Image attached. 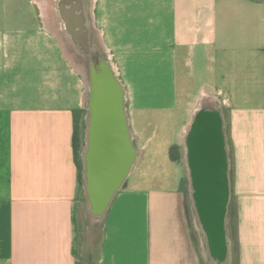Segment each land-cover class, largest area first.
<instances>
[{
  "label": "crops",
  "instance_id": "obj_1",
  "mask_svg": "<svg viewBox=\"0 0 264 264\" xmlns=\"http://www.w3.org/2000/svg\"><path fill=\"white\" fill-rule=\"evenodd\" d=\"M62 4L87 9L86 16L74 13L68 31L74 39L100 41L110 56L136 152L133 139L147 129L140 120L165 112L179 119L171 141L185 138L173 164L187 168L195 112L204 100L222 119V107L228 109L237 264H264V0ZM50 28L40 0H0V264H203L186 193L177 187L121 186L81 244L73 142L81 73L65 54L66 34Z\"/></svg>",
  "mask_w": 264,
  "mask_h": 264
},
{
  "label": "water",
  "instance_id": "obj_2",
  "mask_svg": "<svg viewBox=\"0 0 264 264\" xmlns=\"http://www.w3.org/2000/svg\"><path fill=\"white\" fill-rule=\"evenodd\" d=\"M93 113L88 150V188L94 208L104 213L125 182L136 159L123 90L108 67L91 74ZM188 158L193 173L194 205L211 256L227 253L225 217L229 197L228 159L223 119L218 110L198 109L187 131Z\"/></svg>",
  "mask_w": 264,
  "mask_h": 264
},
{
  "label": "rangeland",
  "instance_id": "obj_3",
  "mask_svg": "<svg viewBox=\"0 0 264 264\" xmlns=\"http://www.w3.org/2000/svg\"><path fill=\"white\" fill-rule=\"evenodd\" d=\"M88 45L84 49L79 42L75 43L76 45H71L68 41H65V49L71 53L72 59L76 62V65L79 66L85 71L84 73L77 68L73 63L71 57H68V61L74 66V68L79 71L80 80H81V99H80V110L81 117L79 116V129H78V145L76 150V159L79 169V190H78V202H79V226H80V242L83 244L86 242V228L91 222L100 223L103 212L99 213L93 206L91 196L88 188V175H87V164H88V150H89V135L87 130L89 128V118H90V109L86 102V78L91 79V70L90 65L93 67L97 66V62L100 58L107 59L110 64L111 59L108 53H106L102 44L98 40H89L87 41ZM113 68V66H112ZM210 108V107H208ZM222 114L224 119V136L227 150V157L229 161L228 165V177L231 183L233 179V149H232V136H231V125H230V112L226 107H222ZM145 116V115H144ZM143 117V115H141ZM179 119H173V116L168 115L165 112H155L150 113L145 116V118L140 120V123H143L147 128L145 130L146 134L141 137H135L133 139L134 146L137 148L135 162L123 183V187H134L138 189H154V190H166L169 188L177 187L181 188L184 193L185 209L188 215V222L192 227V234L194 236V244L197 248V251H201L203 264H211V255L209 253V248H207L208 255L206 256L205 247L206 242L204 237L200 234L199 218L192 206H194V200L188 196L190 195L189 186L187 184V173L186 168L175 166L174 159L180 161L181 158V148H184L185 138L179 137L181 140L180 145L174 144L171 140L175 138L173 133L177 132L178 121ZM157 128V129H156ZM152 134V135H151ZM131 135V134H130ZM145 148H138V146L145 145ZM183 152V151H182ZM179 164L182 165L181 162ZM178 175L176 183L173 176ZM180 175L183 176L180 178ZM180 179V180H179ZM179 181V182H178ZM181 181V182H180ZM231 187V186H229ZM189 193V195H188ZM237 200L229 199L228 211L225 217V228L227 238L229 236V245L227 246L226 255L227 258L224 262L225 264H237L238 249L236 243V234L235 227L237 225ZM93 215V216H92ZM93 217V218H91ZM94 219V220H93ZM194 226L197 227V230L194 229ZM196 231V232H195ZM231 238V239H230ZM224 260V259H223ZM222 260V262H223Z\"/></svg>",
  "mask_w": 264,
  "mask_h": 264
},
{
  "label": "bare ground",
  "instance_id": "obj_4",
  "mask_svg": "<svg viewBox=\"0 0 264 264\" xmlns=\"http://www.w3.org/2000/svg\"><path fill=\"white\" fill-rule=\"evenodd\" d=\"M40 1L42 4V7H43L44 15L49 20V28L51 27L50 29H54L56 31L63 30L64 35L66 34V36L68 37L67 39L61 41L64 44V48L66 47L65 41H68L73 46L76 45L75 43L79 42V44L85 49L88 45L87 41L85 39H74L72 37V34L69 33L67 26H69V28H70L71 23H73V21L77 17L75 14H77V13L81 14L82 13L83 16H86L87 15L86 14L87 9L86 8L73 7V6L65 9L64 4H62V0H49L46 3H42L43 0H40ZM85 20H86V17H85ZM66 28H67V30H66ZM55 33H54V35H55ZM57 37H58V35H57ZM65 51H66L65 54H67V56L71 57V59H72L71 53L68 50V48L65 49ZM72 61H73V59H72ZM73 63L76 65V62L73 61ZM102 65H105V67H108L109 70L111 71V73L114 74V71H113V68H112L110 62L107 59H103V58H100V60L97 62L96 67H93V65H90L91 72L100 71L102 69ZM78 67L79 66H77V68ZM78 69L81 70L85 76L87 75L83 69H81V68H78ZM86 84H87L86 102H87V104H90L91 79H89V77L86 78ZM201 106L202 107H210V106H212V104H211V101L204 100L202 102ZM226 255L227 254H224L221 256H215V257L211 256V262L210 263L211 264H225L226 262H224V261L227 258ZM222 260H223V262H222Z\"/></svg>",
  "mask_w": 264,
  "mask_h": 264
},
{
  "label": "trees",
  "instance_id": "obj_5",
  "mask_svg": "<svg viewBox=\"0 0 264 264\" xmlns=\"http://www.w3.org/2000/svg\"><path fill=\"white\" fill-rule=\"evenodd\" d=\"M79 116H80V112H77V114L75 115V127H74V134H73L75 158H76V150H77L78 138H79V134H78ZM76 161H77V159H76ZM77 166H78V164H77ZM79 180H80V178H79Z\"/></svg>",
  "mask_w": 264,
  "mask_h": 264
},
{
  "label": "flooded vegetation",
  "instance_id": "obj_6",
  "mask_svg": "<svg viewBox=\"0 0 264 264\" xmlns=\"http://www.w3.org/2000/svg\"><path fill=\"white\" fill-rule=\"evenodd\" d=\"M189 154V150L187 152ZM188 156V155H187ZM177 160V159H176ZM187 171H188V180H189V183H190V187H191V198L194 196V193H195V190L193 189V173H192V168H191V165H190V162H189V158H188V164H187ZM195 212L197 213V209H196V206L194 205L193 206Z\"/></svg>",
  "mask_w": 264,
  "mask_h": 264
}]
</instances>
